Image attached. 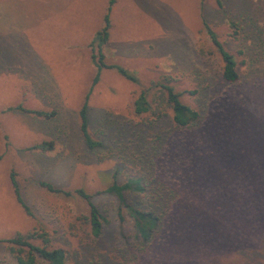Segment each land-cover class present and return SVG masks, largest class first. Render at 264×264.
Wrapping results in <instances>:
<instances>
[{
    "label": "rangeland",
    "instance_id": "374dc122",
    "mask_svg": "<svg viewBox=\"0 0 264 264\" xmlns=\"http://www.w3.org/2000/svg\"><path fill=\"white\" fill-rule=\"evenodd\" d=\"M219 2L115 1L104 62L138 83L101 70L87 102L88 133L98 143L90 149L79 110L108 0H0V241L41 230L67 252V264H124L134 229L106 189L138 174L135 150L145 144L155 147L150 174L175 197L141 264H264V0ZM205 23L235 59L233 83L222 78ZM162 84L200 112L198 127L134 114L140 91L152 100ZM17 105L53 116L7 111ZM41 143L51 147L29 150ZM41 181L90 195L107 220L101 236L82 224L83 200L50 194ZM0 264H16L5 243Z\"/></svg>",
    "mask_w": 264,
    "mask_h": 264
},
{
    "label": "trees",
    "instance_id": "16d2710c",
    "mask_svg": "<svg viewBox=\"0 0 264 264\" xmlns=\"http://www.w3.org/2000/svg\"><path fill=\"white\" fill-rule=\"evenodd\" d=\"M116 0H108L107 14L104 17V26L95 33L90 46L93 52L92 55L94 67L96 69L95 76L92 80L89 93L85 96L84 102L79 110L80 132L86 146L90 149L95 148L98 143L92 141L88 133V99L93 87L98 83L101 70L114 69L118 75L125 80L137 84V77L119 66H107L104 62L102 47L107 42L109 36V13ZM216 3L220 5L219 0ZM232 28L234 24H230ZM204 30L219 55L223 67L222 78L228 83H233L238 80L236 72V62L232 54H230L212 29L205 23ZM149 90L140 91L136 100L133 103V111L136 115H147L148 121L153 122L168 118L169 122L175 129L189 130L195 129L201 123V114L194 108L184 104L181 101V95L176 93L171 86L160 85L157 88L156 97L152 100L148 97ZM7 111H20L35 115L40 118L48 119L53 116V113H48L38 110H26L21 105L9 108ZM149 122V123H150ZM141 143V141H137ZM135 150L139 153L138 158L141 161V166L138 168L137 175L129 177L123 183L113 181L106 189V193L112 195L118 202V215L125 212L127 217L132 222L134 236L131 247L128 251V261L124 264H141L140 256L148 250L154 242L155 237L159 234L165 213L169 212V206L174 202L175 195H172L163 184L159 183L152 176L150 167L152 166L150 157L153 156V149L145 147ZM51 144L41 143L29 148V150L44 151ZM144 160V161H143ZM10 183L13 189L16 202L22 208L27 216H31L28 206L24 203L16 180L13 176L10 177ZM39 186L50 194H55L61 197H72L73 194L83 200L88 208L87 215L82 217V224L89 230V234L93 239H98L103 230V225L107 222L103 212L91 201L92 197L83 190L78 189L74 192L57 189L47 182H39ZM173 196V197H172ZM0 243H5L7 250L16 264H67L68 254L62 248H54L51 246V241L48 235L41 230H32L26 234L16 233L13 237L2 240ZM39 243V244H38ZM123 264V263H122Z\"/></svg>",
    "mask_w": 264,
    "mask_h": 264
}]
</instances>
